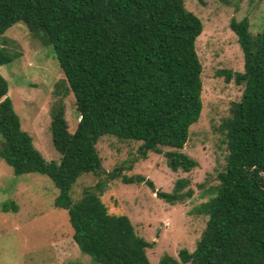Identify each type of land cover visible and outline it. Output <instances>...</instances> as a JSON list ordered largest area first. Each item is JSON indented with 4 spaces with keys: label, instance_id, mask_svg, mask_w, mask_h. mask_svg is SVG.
<instances>
[{
    "label": "trees",
    "instance_id": "16d2710c",
    "mask_svg": "<svg viewBox=\"0 0 264 264\" xmlns=\"http://www.w3.org/2000/svg\"><path fill=\"white\" fill-rule=\"evenodd\" d=\"M16 23L56 61L63 79L53 93L72 94L77 123L69 132L57 97L48 114L59 159L45 161L21 129L0 75V159L15 176L35 173L52 182L58 192L54 206L66 211L81 253L95 264H264V23L252 34L246 18L229 22L242 71L217 75L242 86V92L218 126L224 164L196 210L207 218L194 249H180L177 259L163 254L155 263L145 253L152 243L136 235L124 214L108 213L95 192L123 169L104 175L95 145L108 135L139 142V159L162 154L173 172L196 166L181 149L201 111L202 67L194 49L200 20L183 0H0V36ZM17 56L0 46V65ZM86 174L104 175V181L73 201L72 184ZM135 180L155 192L150 180ZM183 185L177 180L171 192L156 196L171 205L181 202L191 195L180 192ZM16 211L11 201L0 204L2 213Z\"/></svg>",
    "mask_w": 264,
    "mask_h": 264
},
{
    "label": "rangeland",
    "instance_id": "374dc122",
    "mask_svg": "<svg viewBox=\"0 0 264 264\" xmlns=\"http://www.w3.org/2000/svg\"><path fill=\"white\" fill-rule=\"evenodd\" d=\"M183 6L202 25L194 41L202 67L201 111L197 121L188 127L181 149L196 166L189 172H173L162 154L149 152L145 159H139V142L120 141L108 135L100 137L95 145L104 175L116 167L123 168L116 179L106 181L95 192L108 213L124 214L136 235L152 243L145 250L151 263L163 254L177 259L180 249L191 252L195 247L207 218L196 210L217 184L215 176L222 170L226 154L218 126L242 92V86L217 75L219 70L242 71V54L229 22L246 18L252 34L264 23V0H183ZM0 46L10 54H18L9 64L0 65V75L7 82L6 95L21 129L31 136L33 147L45 161H57L48 114L57 97L63 103L68 131L72 132L77 123L72 94L67 90L64 94L53 93L63 75L48 49L21 23L13 24L0 36ZM104 175L78 177L69 192L71 199H78L86 188L94 191L96 182L104 181ZM136 176L150 180L155 192L144 182H137ZM125 178L133 180L125 182ZM177 180L184 181L180 192L189 191L190 197L171 205L156 196V191L171 192ZM57 195L47 177L35 173L15 176L0 159V204L11 201L17 206L15 213L0 212V264H95L73 242L66 211L54 206Z\"/></svg>",
    "mask_w": 264,
    "mask_h": 264
}]
</instances>
